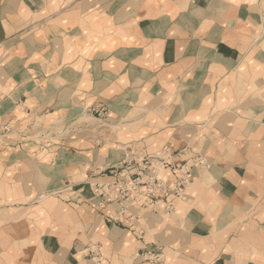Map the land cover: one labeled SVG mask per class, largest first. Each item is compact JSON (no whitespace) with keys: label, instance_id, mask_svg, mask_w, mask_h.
<instances>
[{"label":"crops","instance_id":"1","mask_svg":"<svg viewBox=\"0 0 264 264\" xmlns=\"http://www.w3.org/2000/svg\"><path fill=\"white\" fill-rule=\"evenodd\" d=\"M165 148L205 163L178 211L133 209L142 239L93 189ZM148 250L264 264V0H0V264Z\"/></svg>","mask_w":264,"mask_h":264},{"label":"built area","instance_id":"2","mask_svg":"<svg viewBox=\"0 0 264 264\" xmlns=\"http://www.w3.org/2000/svg\"><path fill=\"white\" fill-rule=\"evenodd\" d=\"M164 151L166 153L165 156H158L156 158L149 157L150 159L145 156L133 154L141 161H137V164L133 167L128 166L126 163L128 160L123 161V163L119 164L118 170L114 168L115 172L113 173V177H111L114 181L113 184H98L96 186L97 188L95 187L96 194H99L100 197L107 200L108 204L116 203L120 209H118L117 217L109 216V222L114 220L121 221L122 219L130 221L131 214H129V209L132 204L135 206L136 204L144 201L145 203L152 204L154 206L158 202L160 203L165 201L166 199L164 198L166 197L171 203V208H168L172 210L175 200L185 197L186 187L193 180V171L197 168V166L204 165L203 159H196L194 166L173 165L168 162V160H171L172 158L171 151L168 148H165ZM155 163H159L162 167L169 168L171 171L172 169L178 170V177H175L176 180H174L173 185L170 186L158 178L156 175L157 166L154 167ZM150 172L153 173L154 177H146V175L148 176L151 174ZM118 176L119 178L116 179ZM129 228L130 230L134 229L132 227ZM140 235H142V233H140ZM143 253L144 252H142V254ZM142 254H140V256L142 258L145 257ZM158 255L159 252H153L151 261L159 262L160 260L155 258ZM145 259L147 260V257H145Z\"/></svg>","mask_w":264,"mask_h":264},{"label":"rangeland","instance_id":"3","mask_svg":"<svg viewBox=\"0 0 264 264\" xmlns=\"http://www.w3.org/2000/svg\"><path fill=\"white\" fill-rule=\"evenodd\" d=\"M97 113V115H102L101 114V112H96ZM132 154V153H131ZM159 155H145V157L146 158H149V157H151V158H156V157H158ZM165 156V155H164ZM174 158H175V154H173L172 153V158H171V160H168V162H169V164H173V165H182V166H184V165H189L188 163H185V161H176V160H174ZM200 159H201V157H199ZM199 158H196V159H199ZM150 159V158H149ZM195 159V160H196ZM195 160H194V163H195ZM137 161H141V160H139L135 155H131V157L128 159V161H126V163L128 164V166L129 167H133L135 164H137L136 162ZM121 163H123V161H121L120 162V164ZM118 166L119 165H117V166H113V167H111V168H109V169H106V170H102V171H100V173L98 174V177H103V178H111V177H113V173L115 172V169H119L118 168ZM194 166V165H193ZM202 166V165H201ZM170 167V166H169ZM197 167H200V166H197ZM115 168V169H114ZM163 168V167H162ZM171 168V167H170ZM164 169V168H163ZM166 169H169V168H166ZM169 171H170V169H169ZM160 172H165V171H163V170H160ZM173 174H174V176L177 178L178 177V170H175V169H172V171H171ZM121 173V172H120ZM119 178V176L118 177H116V179H118ZM176 180V179H175ZM103 184H105V183H103ZM106 185V184H105ZM190 185V184H189ZM97 188V187H96ZM100 190H101V188H100ZM93 191H94V194H95V197L97 196L98 197V199H97V197H96V199L97 200H99L98 201V205H100V206H104V205H107L108 203H107V200H105L103 197H100L99 196V194H96V189L94 188L93 189ZM107 191V190H106ZM185 195H186V191H185ZM184 199H186V197H183ZM164 199H166L165 201H163V202H158L157 204H155L154 206L152 205V204H148V203H144V202H140V203H138V204H136L135 206H133V204L131 205V208L129 209V214H131V220H130V227H132V228H134L132 231H137L138 233H139V235H140V233H141V230H137L136 228H135V225H134V211H133V209L134 208H137V207H139V206H142V207H147L148 206V208H150V209H155V210H157V209H159L160 211H163V212H165V213H168V214H170L171 212H175L176 210L178 211L179 210V208H180V206L182 205V203H183V201H178L177 202V206H176V209L174 208V205H173V207H172V210H170L168 207H170L171 208V203H170V200H167V198L165 197ZM101 200V201H100ZM165 202V203H164ZM162 203H164V204H162ZM109 204H111V203H109ZM167 206H166V205ZM167 207V208H166ZM147 208V209H148ZM168 209V210H167ZM108 219H109V217H108ZM122 221H124V219H122L121 221H111L110 223H122ZM108 222H109V220H108ZM138 235V237H139V239H140V236L142 237V239H143V237H144V234H142V235H140L139 236ZM147 249H150V248H147ZM162 254V253H161Z\"/></svg>","mask_w":264,"mask_h":264},{"label":"bare ground","instance_id":"4","mask_svg":"<svg viewBox=\"0 0 264 264\" xmlns=\"http://www.w3.org/2000/svg\"><path fill=\"white\" fill-rule=\"evenodd\" d=\"M204 162V161H203ZM205 163V162H204ZM160 167H162L161 166V164L159 165ZM146 177H149V178H151V177H154L153 175H151V174H149L148 176L146 175ZM131 179V178H130ZM165 183V182H164ZM113 184V183H112ZM106 185H111V184H106ZM184 198H179V199H176L175 200V202H174V208L177 206V202L178 201H180V200H183ZM118 209H119V207H118ZM120 210V209H119ZM118 216V215H117ZM116 216V217H117ZM150 253V254H149ZM149 254V255H148ZM142 255H144L145 257H147V260L145 259V257H143V259H144V261H147V262H152L153 264H161L162 263V261H163V255L161 254V253H159V255L158 256H156L155 258L157 259H159L160 261L159 262H155V261H151L152 260V255H153V251H150V250H148V251H146L144 254H142Z\"/></svg>","mask_w":264,"mask_h":264}]
</instances>
